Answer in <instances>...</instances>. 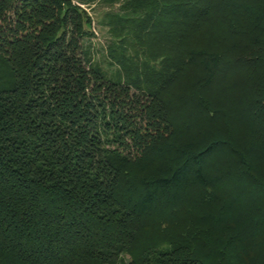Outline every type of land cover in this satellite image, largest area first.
I'll list each match as a JSON object with an SVG mask.
<instances>
[{"label": "trees", "instance_id": "obj_1", "mask_svg": "<svg viewBox=\"0 0 264 264\" xmlns=\"http://www.w3.org/2000/svg\"><path fill=\"white\" fill-rule=\"evenodd\" d=\"M97 1L0 0V264H264V0H121L108 73Z\"/></svg>", "mask_w": 264, "mask_h": 264}, {"label": "rangeland", "instance_id": "obj_2", "mask_svg": "<svg viewBox=\"0 0 264 264\" xmlns=\"http://www.w3.org/2000/svg\"><path fill=\"white\" fill-rule=\"evenodd\" d=\"M120 7L121 0L113 2L99 0L86 6V10L92 18L91 30L94 36L84 38L81 43L84 48L91 51L92 62H97L101 70L107 73L113 71L114 66L108 64L106 46L115 38L108 30V26L103 22L104 14L114 11V13L121 14V16L125 17L127 13H123ZM128 259V256L124 257V261Z\"/></svg>", "mask_w": 264, "mask_h": 264}]
</instances>
